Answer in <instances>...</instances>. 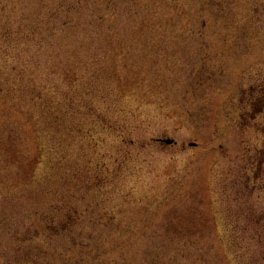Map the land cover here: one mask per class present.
Listing matches in <instances>:
<instances>
[{"label":"rangeland","instance_id":"obj_1","mask_svg":"<svg viewBox=\"0 0 264 264\" xmlns=\"http://www.w3.org/2000/svg\"><path fill=\"white\" fill-rule=\"evenodd\" d=\"M0 264H264V0H0Z\"/></svg>","mask_w":264,"mask_h":264},{"label":"water","instance_id":"obj_2","mask_svg":"<svg viewBox=\"0 0 264 264\" xmlns=\"http://www.w3.org/2000/svg\"><path fill=\"white\" fill-rule=\"evenodd\" d=\"M160 141H163V142L166 143V144H171V143H173V141H172L171 139H162V140H160Z\"/></svg>","mask_w":264,"mask_h":264}]
</instances>
